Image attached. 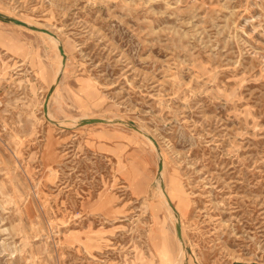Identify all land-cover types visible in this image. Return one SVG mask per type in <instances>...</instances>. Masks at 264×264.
Instances as JSON below:
<instances>
[{
	"label": "rangeland",
	"instance_id": "rangeland-1",
	"mask_svg": "<svg viewBox=\"0 0 264 264\" xmlns=\"http://www.w3.org/2000/svg\"><path fill=\"white\" fill-rule=\"evenodd\" d=\"M177 222L264 264V0H0V264H174Z\"/></svg>",
	"mask_w": 264,
	"mask_h": 264
},
{
	"label": "water",
	"instance_id": "water-1",
	"mask_svg": "<svg viewBox=\"0 0 264 264\" xmlns=\"http://www.w3.org/2000/svg\"><path fill=\"white\" fill-rule=\"evenodd\" d=\"M10 21H12L13 23H16V24H21V22L17 21V20H14V19H10ZM58 51H59V54L61 56H63V51H62V48L59 46L58 47ZM64 64V59H62V65ZM45 106H46V103L44 105V111H45ZM102 120L101 119H81L79 121V125H86V124H92V123H101ZM161 168H162V163L159 162V165H158V172L161 171ZM161 190L162 187H161ZM164 191V190H163ZM167 204L172 208V205L169 201H167ZM175 231H176V236H177V239L181 242L182 244V238H181V229H180V225L179 223L177 222V224L175 225ZM183 246V244H182Z\"/></svg>",
	"mask_w": 264,
	"mask_h": 264
},
{
	"label": "bare ground",
	"instance_id": "bare-ground-1",
	"mask_svg": "<svg viewBox=\"0 0 264 264\" xmlns=\"http://www.w3.org/2000/svg\"><path fill=\"white\" fill-rule=\"evenodd\" d=\"M54 43L56 42L55 40H52ZM61 56V55H60ZM60 56L59 55H57V58H58V60H61V58H60ZM59 70V69H58ZM106 122V121H105ZM153 145V144H152ZM158 175H160V172L158 173ZM159 186V185H158ZM158 190L160 191L159 192V194H160V196L163 198V199H165L166 200V202L167 201H169L168 200V197H167V195L164 193V191L163 192H161V189H159V187H158ZM165 202V201H164ZM168 205V204H167ZM169 206V205H168ZM170 207V206H169ZM170 209H171V211H175L174 210V208H173V206H172V208L170 207ZM173 214V213H172ZM178 257L176 258V260H175V263L174 264H183V257H184V250H183V247H182V244H181V242L178 240Z\"/></svg>",
	"mask_w": 264,
	"mask_h": 264
}]
</instances>
